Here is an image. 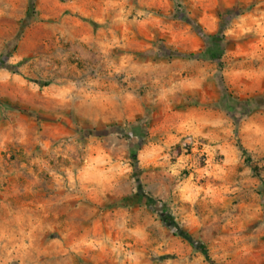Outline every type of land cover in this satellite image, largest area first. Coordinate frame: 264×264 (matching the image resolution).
Instances as JSON below:
<instances>
[{
    "label": "rangeland",
    "instance_id": "rangeland-1",
    "mask_svg": "<svg viewBox=\"0 0 264 264\" xmlns=\"http://www.w3.org/2000/svg\"><path fill=\"white\" fill-rule=\"evenodd\" d=\"M0 264H264V0H0Z\"/></svg>",
    "mask_w": 264,
    "mask_h": 264
},
{
    "label": "trees",
    "instance_id": "trees-1",
    "mask_svg": "<svg viewBox=\"0 0 264 264\" xmlns=\"http://www.w3.org/2000/svg\"><path fill=\"white\" fill-rule=\"evenodd\" d=\"M206 37V36H205ZM207 43L208 46L204 52H201L199 55H191V57H197V58H205L209 59L215 63H217L220 67H222V39L220 36H207ZM227 109H232V108H227ZM133 159L135 162H137V155L134 153L133 154ZM162 221L166 226L169 228L173 229L175 233L177 234H182L186 235L178 224L174 221L173 217L167 216L165 213L162 214Z\"/></svg>",
    "mask_w": 264,
    "mask_h": 264
},
{
    "label": "built area",
    "instance_id": "built-area-1",
    "mask_svg": "<svg viewBox=\"0 0 264 264\" xmlns=\"http://www.w3.org/2000/svg\"><path fill=\"white\" fill-rule=\"evenodd\" d=\"M191 141H192V138H190V143H192ZM185 145H186V144H185Z\"/></svg>",
    "mask_w": 264,
    "mask_h": 264
}]
</instances>
